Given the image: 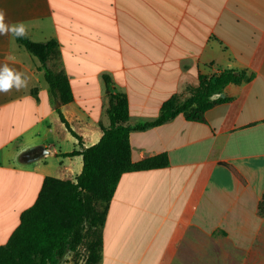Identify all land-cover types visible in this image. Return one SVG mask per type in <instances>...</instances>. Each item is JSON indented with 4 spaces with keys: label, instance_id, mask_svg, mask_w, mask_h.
Returning <instances> with one entry per match:
<instances>
[{
    "label": "crops",
    "instance_id": "1",
    "mask_svg": "<svg viewBox=\"0 0 264 264\" xmlns=\"http://www.w3.org/2000/svg\"><path fill=\"white\" fill-rule=\"evenodd\" d=\"M0 9L7 22H25L31 40L58 42L48 65L73 94L61 105L38 60L0 36V65L29 79L0 93V246L46 177L81 173L82 155L65 154L96 144L109 125L105 76L135 125L200 75L236 70L251 79L227 85L230 99L204 121L178 115L130 132L134 162L167 154L169 164L121 176L98 264H246L264 241V0H0Z\"/></svg>",
    "mask_w": 264,
    "mask_h": 264
},
{
    "label": "trees",
    "instance_id": "2",
    "mask_svg": "<svg viewBox=\"0 0 264 264\" xmlns=\"http://www.w3.org/2000/svg\"><path fill=\"white\" fill-rule=\"evenodd\" d=\"M15 40L38 60L39 70H43L53 98L61 105L72 101L68 78L48 65L49 61L59 58L58 42L55 39L36 42L29 36ZM249 79L251 76L244 71L236 70L200 75L196 86L188 85L181 93L165 101L155 119L131 125L126 96L114 93L110 78L105 76L109 125L103 127V135L96 144L65 154L83 157V169L75 180L44 179L36 201L21 214L18 227L0 246V264H61L68 253L77 252L84 243L87 250L85 264H98L102 259V228L121 176L169 164L167 154L134 162L130 132L162 125L178 115H183L188 121L202 122L206 111L230 99L224 94L227 85H240ZM58 113L69 128L60 108ZM258 211L260 216H264V192Z\"/></svg>",
    "mask_w": 264,
    "mask_h": 264
},
{
    "label": "clouds",
    "instance_id": "3",
    "mask_svg": "<svg viewBox=\"0 0 264 264\" xmlns=\"http://www.w3.org/2000/svg\"><path fill=\"white\" fill-rule=\"evenodd\" d=\"M28 35V27L25 22H7L6 12L0 9V36L26 39ZM28 84L29 79L24 73L13 69L8 64L0 65V93L8 94L13 90L27 89Z\"/></svg>",
    "mask_w": 264,
    "mask_h": 264
},
{
    "label": "rangeland",
    "instance_id": "4",
    "mask_svg": "<svg viewBox=\"0 0 264 264\" xmlns=\"http://www.w3.org/2000/svg\"><path fill=\"white\" fill-rule=\"evenodd\" d=\"M86 256V243H84L79 247L77 252L70 253L69 262L71 264H85ZM245 259L246 264H264V241L255 242L252 252H248ZM66 262H68V259L64 260L65 264ZM231 263H235L233 259H231Z\"/></svg>",
    "mask_w": 264,
    "mask_h": 264
},
{
    "label": "bare ground",
    "instance_id": "5",
    "mask_svg": "<svg viewBox=\"0 0 264 264\" xmlns=\"http://www.w3.org/2000/svg\"><path fill=\"white\" fill-rule=\"evenodd\" d=\"M245 230V229H244ZM246 230H247V228H246ZM248 232V231H247ZM233 234V233H232Z\"/></svg>",
    "mask_w": 264,
    "mask_h": 264
}]
</instances>
